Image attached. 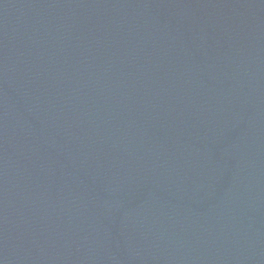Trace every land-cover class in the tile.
Instances as JSON below:
<instances>
[{"label":"water","instance_id":"water-1","mask_svg":"<svg viewBox=\"0 0 264 264\" xmlns=\"http://www.w3.org/2000/svg\"><path fill=\"white\" fill-rule=\"evenodd\" d=\"M0 264H264V0H0Z\"/></svg>","mask_w":264,"mask_h":264}]
</instances>
